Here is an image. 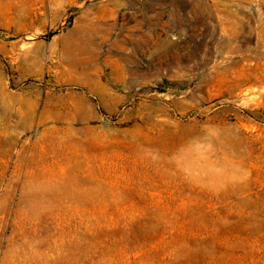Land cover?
<instances>
[{"label": "rangeland", "instance_id": "374dc122", "mask_svg": "<svg viewBox=\"0 0 264 264\" xmlns=\"http://www.w3.org/2000/svg\"><path fill=\"white\" fill-rule=\"evenodd\" d=\"M0 264H264V0H0Z\"/></svg>", "mask_w": 264, "mask_h": 264}]
</instances>
